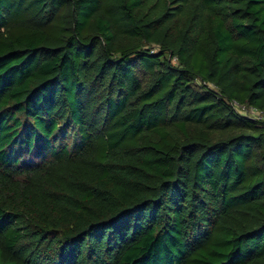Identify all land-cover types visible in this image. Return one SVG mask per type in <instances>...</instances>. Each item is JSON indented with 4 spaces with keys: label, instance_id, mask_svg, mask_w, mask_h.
I'll use <instances>...</instances> for the list:
<instances>
[{
    "label": "trees",
    "instance_id": "obj_1",
    "mask_svg": "<svg viewBox=\"0 0 264 264\" xmlns=\"http://www.w3.org/2000/svg\"><path fill=\"white\" fill-rule=\"evenodd\" d=\"M264 0H0V264H264Z\"/></svg>",
    "mask_w": 264,
    "mask_h": 264
},
{
    "label": "built area",
    "instance_id": "obj_2",
    "mask_svg": "<svg viewBox=\"0 0 264 264\" xmlns=\"http://www.w3.org/2000/svg\"><path fill=\"white\" fill-rule=\"evenodd\" d=\"M233 104H234L238 109H240L241 111L247 112V113H249V114L255 116V117L258 118V119L264 120V112H262V111H258V110L252 109V108H246L245 106L240 105V104H238L237 102H233Z\"/></svg>",
    "mask_w": 264,
    "mask_h": 264
}]
</instances>
